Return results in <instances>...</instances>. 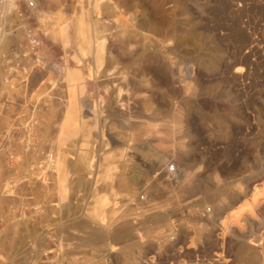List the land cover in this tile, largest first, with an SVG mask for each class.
I'll return each mask as SVG.
<instances>
[{
	"label": "rangeland",
	"instance_id": "374dc122",
	"mask_svg": "<svg viewBox=\"0 0 264 264\" xmlns=\"http://www.w3.org/2000/svg\"><path fill=\"white\" fill-rule=\"evenodd\" d=\"M13 1L10 14L0 7V30L17 31V50L28 46L27 28L41 45L26 51L32 64L0 101L15 112L0 130V264H251L249 252L264 248V0ZM80 19L87 36H105L97 69L92 49L79 64L78 44L62 42L64 24L74 37ZM157 60L175 61L178 75L162 69L168 80L155 85L145 65ZM56 66L82 69V95L98 108L84 107L89 133L64 142L73 92ZM179 110L181 129L168 137ZM30 115L40 123L32 140ZM145 126L157 133L142 145ZM117 172L133 178L129 187ZM96 208L111 231L117 218L133 230L102 246L84 241L78 223Z\"/></svg>",
	"mask_w": 264,
	"mask_h": 264
},
{
	"label": "bare ground",
	"instance_id": "6f19581e",
	"mask_svg": "<svg viewBox=\"0 0 264 264\" xmlns=\"http://www.w3.org/2000/svg\"><path fill=\"white\" fill-rule=\"evenodd\" d=\"M93 1V0H92ZM99 2V1H98ZM98 4H100V3H96L95 2V4H94V6H93V10H95V9H97L98 8ZM15 6H17V2L16 1H13V0H1L0 1V7H1V9H3V10H12L13 8H15ZM29 6H31V5H29ZM92 17V16H91ZM87 19H89V18H87ZM92 20V19H91ZM90 20V22H91V24H92V27H93V25L94 26H97V23H95L94 21H91ZM69 22V21H68ZM67 22V23H68ZM70 23V22H69ZM74 23V24H73ZM72 24L73 25H76L79 29L77 30V31H75V32H73V35H74V37L73 36H71V34H69V32L71 31V30H69V27L71 26L72 27V25L70 24V25H66V23L64 24L65 26L61 29V39H62V42H63V44L65 45V44H68L69 42H71L73 39H74V41H75V43L76 44H78V48L77 49H79L80 51H79V57L78 56H76L77 57V63H79V64H81V61H82V55H84L86 52L88 53V51L89 50H93L94 51V54H95V56H93L94 58H95V61H94V65H95V67H96V69L97 68H99L100 66H102V63H103V58H104V56H103V50H104V47H105V40H104V37L103 38H101V40H99V39H96L93 35L92 36H90L91 35V33H90V35L89 36H87V34H85V33H83V31H84V27L83 26H86L87 24H89L88 23V21L86 20V21H83L82 19H80V20H78L77 22H73ZM63 26V25H62ZM101 26V25H100ZM81 27H82V29H81ZM84 28V29H83ZM94 28V27H93ZM95 29V28H94ZM93 29V31H95ZM83 30V31H82ZM85 31H87V30H85ZM2 32H5L6 33V31H1L0 33H1V36H0V44L2 45L3 44V47L7 44V42L8 41H5L4 42V40H5V38H6V35H4L5 33H2ZM90 32H91V30H90ZM103 33L102 34H104V30L102 31ZM136 32V31H135ZM82 33L86 36V38L84 39V38H81L82 36ZM86 33H88V32H86ZM93 33V32H92ZM3 34V35H2ZM101 35V34H100ZM140 36V35H139ZM35 37H36V35H35ZM84 37V36H83ZM142 38V37H141ZM8 39V38H7ZM34 39V37L33 36H31V40H33ZM37 43L38 44H40L41 45V39H39V37L37 36ZM81 39H82V41H81ZM132 40V39H131ZM140 40V39H139ZM152 40V39H151ZM163 40V39H162ZM134 41V40H133ZM136 41V40H135ZM134 41V42H135ZM158 41H159V39H158ZM113 42V41H112ZM115 42H116V40H115ZM167 42V41H166ZM169 42V41H168ZM167 42V43H168ZM171 42V41H170ZM108 43V42H107ZM160 43V42H159ZM135 44H137V43H135ZM140 44V43H139ZM162 44H164V42L162 43ZM161 46V45H160ZM1 47V46H0ZM2 48V47H1ZM119 48V47H118ZM156 48V47H155ZM172 48V47H171ZM170 48V49H171ZM144 49V48H143ZM147 49V48H146ZM161 49V48H160ZM164 49V48H163ZM162 49V50H163ZM167 49V48H166ZM151 50V49H150ZM169 50V49H168ZM170 51V50H169ZM21 52V50H20V48L18 49V53H20ZM108 52V51H107ZM136 53V52H135ZM152 53V52H151ZM163 54H166V53H163ZM86 55V54H85ZM161 55H162V53H161ZM167 55H169L168 53L166 54V56ZM132 56V55H131ZM152 56H154V55H152ZM164 56V55H163ZM163 56H162V58H163ZM75 57V58H76ZM111 57V56H110ZM27 58V57H26ZM26 58L25 59H23L22 57H21V61H19L20 62V66H16V69L14 70V78L12 79V80H14V79H16V76L17 75H20V74H22V75H24V72H23V67H24V69H27V67H29L31 64H32V62L27 58V62H26ZM153 58V57H152ZM156 58H157V56H156ZM167 57H165V59H166ZM84 59V58H83ZM151 59V58H150ZM150 59H149V61H150ZM164 59V58H163ZM164 59V60H165ZM145 60V59H144ZM168 60V59H167ZM166 60V61H167ZM172 60V59H171ZM159 61H160V58H159ZM158 60H157V62H153V63H151V64H149V63H146V65H145V71H146V76H148L149 78H150V80L151 81H153L154 83H155V85L156 84H160L161 82L163 83V82H165V80H168V75H171V78H173L176 74H177V71H176V67H175V61L174 62H170V61H168V62H159ZM17 62V61H16ZM185 62V61H184ZM188 63V62H187ZM141 64V63H140ZM185 64V63H184ZM84 65V64H83ZM53 66H55V65H53ZM66 66V65H65ZM142 66V65H141ZM79 67V66H78ZM81 67V66H80ZM242 67V66H241ZM58 68V69H57ZM89 68V67H88ZM56 69L58 70V72L60 73H62L66 78H67V80H68V82H69V86L71 87V92H73V93H70V94H72L70 97H71V101H70V103H69V105H68V112H67V116H66V122H65V126H64V128H63V133H62V137H61V140L64 142V141H66V140H70L71 138H73L75 135H77V134H79V133H83V134H86L87 132L89 133V130H88V127L86 126V121H85V116H84V113H86V110H84V107H87V108H90V110H92V112H89V113H92V114H94V115H96V116H98L97 115V112H98V108H96V106L93 108L92 106H91V102L89 101V98H87V97H85V96H83L82 95V93L85 91V88H86V81H85V74H84V72L82 71V69H80V68H70V67H65V68H63L61 71H60V69H59V66H56ZM85 69V68H84ZM162 69H166L167 70V72H168V75L166 74V73H164L163 72V70ZM189 69V68H188ZM166 70H165V72H166ZM185 70V69H184ZM241 70V69H240ZM181 71V74H182V70H180ZM186 71V70H185ZM236 71V70H235ZM188 72V71H187ZM245 72V71H244ZM190 73V72H189ZM87 75V74H86ZM91 75V74H90ZM145 75V74H144ZM178 75V74H177ZM21 76V75H20ZM127 76V75H126ZM130 76H132V75H130ZM235 76V75H234ZM17 77H19V76H17ZM88 77V76H87ZM92 78V77H91ZM90 78V79H91ZM128 78V77H127ZM134 78V77H133ZM170 78V79H171ZM250 78V77H249ZM93 79V78H92ZM12 80L11 79H8L7 81H6V84L8 83V84H10L8 87H10V88H12V85H11V83H12ZM96 80H98V79H96ZM132 80V79H131ZM175 80V79H174ZM150 81V82H151ZM99 82V81H98ZM105 82V81H104ZM149 82V81H148ZM175 82V81H174ZM5 83V82H4ZM152 83V82H151ZM130 84V83H129ZM141 84V83H140ZM128 85V84H127ZM154 85V86H155ZM117 86V85H116ZM140 86H142V84L140 85ZM134 87V86H133ZM141 88V87H140ZM121 89V88H120ZM122 90V89H121ZM139 90V89H138ZM141 90V89H140ZM148 90H150V89H148ZM122 92V91H121ZM120 92V93H121ZM120 93H118L119 95L117 96V97H120ZM134 93V92H133ZM147 93V92H146ZM132 94V93H131ZM139 93H137V95H138ZM135 95V94H134ZM144 96L145 95V93H143V94H141V96ZM145 98H146V96H144ZM155 98V97H154ZM117 99V98H116ZM125 99V98H124ZM148 99H150L149 98V96H148ZM119 100V99H118ZM122 100V99H121ZM132 101V100H131ZM149 101V100H148ZM118 102V101H117ZM116 101H115V103H116V108H117V105H118V103H117ZM144 102H146V101H144ZM123 103V102H122ZM121 103V104H122ZM141 103H143V101H141ZM149 103V102H148ZM125 105V104H124ZM131 105V104H130ZM129 106V105H128ZM121 107V106H120ZM119 106H118V109H120L121 110V108H120ZM131 107V106H130ZM123 108V107H122ZM126 109H128V108H126ZM99 110H100V108H99ZM123 110H124V108H123ZM118 111V110H117ZM133 111V110H132ZM148 111V110H147ZM122 112V111H121ZM125 112H126V110H125ZM101 115V114H100ZM183 111L182 110H179L178 112H177V118H176V121L175 122H171V124H169V125H167V126H164L165 127V133L167 134L166 136H168V137H173L174 135H175V133L177 132V131H180V129H181V126H182V122H183ZM95 116V117H96ZM133 124V123H132ZM137 124V123H136ZM142 125V124H141ZM140 125V126H141ZM146 125V124H145ZM166 125V124H165ZM38 128L40 127V123H38V126H37ZM37 127L35 128V130H37ZM146 127V126H145ZM134 128V127H133ZM142 128H144V126L142 127ZM142 128H140V130L142 129ZM156 126H152V127H146V129H145V131H144V133H140V135H141V137H143V136H145V137H143V138H141L140 139V137H138V141H140V143H142V145L143 144H148L149 143V139H147V138H149V136H152V134H154V133H157L156 132ZM35 130H34V132H35ZM144 130V129H143ZM135 132H136V130H134ZM134 132V133H135ZM132 133H133V131H132ZM138 134V133H137ZM136 138H137V135L135 136ZM151 143V142H150ZM141 145V146H142ZM159 145V144H158ZM181 145V144H180ZM166 146V145H165ZM163 147V146H162ZM79 153V152H78ZM84 155V154H83ZM88 155V154H87ZM151 155V154H150ZM147 157H150L149 155H146ZM15 157V154L14 153H10V156H9V159H13ZM111 157V156H110ZM152 162H153V160H152V158H149ZM148 159V160H149ZM48 160H50L51 161V163H49V165H52V162H53V158H52V156H51V158H48L47 159V161ZM78 161L83 165V162H84V156H81L80 155V157H79V159H78ZM156 162V161H155ZM155 162H153L152 164L154 165V163ZM85 164V163H84ZM157 164V163H156ZM146 166H147V168H148V164L146 163ZM150 168L152 167V165L151 166H149ZM82 168V167H81ZM110 168V167H109ZM146 168V169H147ZM153 169H155V168H157V166H155V168L154 167H152ZM151 168V169H152ZM111 170V169H110ZM117 170V169H116ZM109 170H107L106 171V177L108 176V177H112L113 175H115V174H111L110 172H108ZM173 171H174V169H173ZM118 174V176H117V178H115V179H117V181H118V183H119V185H124L125 187L127 186V187H129L130 186V182H132V180H133V178H130V177H128L127 175H125V174H120L119 172H117ZM150 173H151V170H150ZM150 173H147V174H150ZM120 174V175H119ZM66 175H67V171H66V169H65V167H62V169H61V174H60V188H59V194L61 195V198H62V200L63 199H65L66 198V196H67V193H68V187H67V185H66V180H67V178H66ZM144 176H145V174H144ZM149 176V175H148ZM116 177V176H115ZM147 177V176H146ZM104 182V181H103ZM187 182H189V181H186V183ZM91 183V182H90ZM93 184V183H92ZM91 184V185H92ZM182 184H185V182H183ZM192 184V183H191ZM188 185V184H187ZM184 186H186V185H184ZM105 187V186H104ZM180 189V188H179ZM101 190H103V188L101 189ZM105 190V189H104ZM184 190V189H183ZM186 191V190H185ZM257 191H259V190H257ZM146 192V191H145ZM187 192V191H186ZM182 193V192H181ZM184 193V192H183ZM195 193V192H194ZM262 193V192H261ZM130 194V193H129ZM218 194V193H217ZM227 194V193H226ZM258 195H259V192H258ZM219 196V195H218ZM221 196V195H220ZM223 196V195H222ZM226 196V195H225ZM105 197H106V195H105ZM216 198H218V197H216ZM260 198V197H259ZM105 199V198H104ZM129 199V197H127V200ZM141 199V198H140ZM261 199V198H260ZM107 200V199H106ZM224 200H227V199H225L224 198ZM101 201V200H100ZM105 201L104 200H102L101 201V203L103 204ZM107 202V201H106ZM109 202V201H108ZM99 204V203H98ZM105 204V203H104ZM100 205V204H99ZM115 205V204H114ZM101 206V205H100ZM224 207V205L223 204H220V205H218V207L216 208L217 210L218 209H222ZM106 208H108V207H106ZM110 208V207H109ZM97 209V208H96ZM95 209V210H96ZM249 209H251V207L249 206ZM99 210L100 209H97V211L95 212V214H92V215H90V216H88L89 217V219H88V217L87 218H85V220L84 221H81V222H79L78 223V226H81V229H82V227H83V231H86L87 232V234H85V237H84V241H90V242H93V243H97V244H99V245H105L106 244V242H107V240L110 238V237H112V236H117V237H119V238H125L126 236H128L129 235V233L133 230V227H131V225L129 224V222H123V223H121L120 221L118 222V218L117 219H114V221H113V224H115V227L116 228H114L115 230H112L111 231V224H108L107 222H105L104 220H103V217L104 216H102L101 217V215H100V212H99ZM114 210V209H113ZM253 211V210H252ZM111 212H113V211H111ZM105 213V212H104ZM108 213H109V211H108ZM113 214V213H112ZM146 214V213H145ZM110 215H111V213H110ZM212 215V213L210 214V216ZM254 215V214H253ZM253 217V216H252ZM84 219V218H83ZM120 219V218H119ZM161 219L163 220V219H166V216L164 215V216H162L161 217ZM160 220V219H159ZM161 220V221H162ZM226 220V219H225ZM112 221V220H111ZM121 223V225H119ZM113 227V226H112ZM127 227H130L132 230H129ZM227 230V229H226ZM237 232V231H236ZM135 233V232H134ZM132 234V233H131ZM136 234V233H135ZM165 234V233H164ZM133 235V234H132ZM226 235V234H225ZM237 236V235H236ZM131 237V236H130ZM137 237V236H136ZM166 237H168L167 236V234H165V235H163V239L165 240L166 239ZM250 244H252V245H254V246H260L259 244H261V243H255V242H253V243H250ZM133 246H135V245H133ZM137 247H141V244H137ZM144 247V246H143ZM248 247V246H247ZM256 248V247H255ZM137 249V248H136ZM264 249V248H263ZM262 248L261 249H258L257 248V250H253V251H250L249 252V255L247 256L248 258H249V260H250V263L251 264H264L263 263V258H264V256H263V250ZM139 250V249H138ZM246 250H247V248H246ZM130 251V250H129ZM140 252V251H139ZM245 252H247V251H245ZM136 260V259H135ZM134 262V261H133ZM135 263H137L136 261H135Z\"/></svg>",
	"mask_w": 264,
	"mask_h": 264
},
{
	"label": "crops",
	"instance_id": "0c3cea01",
	"mask_svg": "<svg viewBox=\"0 0 264 264\" xmlns=\"http://www.w3.org/2000/svg\"><path fill=\"white\" fill-rule=\"evenodd\" d=\"M1 1V0H0ZM21 1V0H20ZM5 12H7L8 14L11 13V11L9 12V10H4ZM20 16H24L25 17V13L23 12L22 14H20ZM9 26L3 28V31H6V33H9L10 38L8 39V45L6 44L3 49L0 50V101H4V97H2L3 93L5 91H8L10 88H7L6 81L8 79H13L14 76H12V68L14 66L13 63H11L10 60H13L16 56V53H18L17 50V44L16 40L17 38H15V35L17 34V31L12 29V33L10 32V29H8ZM14 28V27H13ZM26 30V29H25ZM30 30V28H27V31ZM1 32V30H0ZM5 33V32H2ZM11 33V34H10ZM1 35V33H0ZM22 37H24V35H22ZM17 42H19L17 40ZM0 46H3V44ZM17 50V51H16ZM5 82V83H4ZM13 91V90H11ZM14 110H8V109H2L0 111V130H4L5 128H7V126H9L10 122H8L7 120L14 114ZM12 145L16 148L18 145H16V143L13 141L11 142ZM20 146V144H19ZM11 152H15V150L11 151ZM10 152V153H11ZM7 155H8V150H7Z\"/></svg>",
	"mask_w": 264,
	"mask_h": 264
},
{
	"label": "built area",
	"instance_id": "2783aa9c",
	"mask_svg": "<svg viewBox=\"0 0 264 264\" xmlns=\"http://www.w3.org/2000/svg\"><path fill=\"white\" fill-rule=\"evenodd\" d=\"M35 35L36 34H33V32L31 31V30H28V32H27V37H26V40H27V47H25V45L21 48V52L20 53H17L16 54V56H15V58L13 59V60H10L11 61V63H13L14 64V66H13V68H12V76H14L15 74L13 73L14 72V70L16 69V66H20V62L19 61H21V57L23 58V59H25L26 57H27V54L25 55V53H26V51L27 50H30V54L31 53H35L37 50H38V48H39V46H40V44H38L37 42V36L35 37ZM31 36H33L34 37V39L33 40H31ZM19 54V55H18ZM35 55V54H34ZM17 61V62H16ZM23 72H25V69H24V67H23ZM38 121H37V119H36V117L34 116V115H30L29 116V119L27 120V122H25L24 123V128H26L27 130H28V132H29V134H30V138H31V140H32V137H31V135H32V132H34V130H35V128L38 126ZM8 129L10 128V127H7ZM29 145V148H30V146H32L30 143L28 144ZM30 150V149H29Z\"/></svg>",
	"mask_w": 264,
	"mask_h": 264
}]
</instances>
